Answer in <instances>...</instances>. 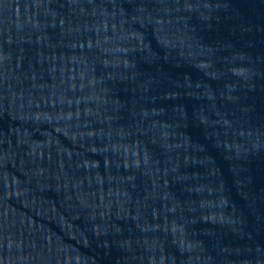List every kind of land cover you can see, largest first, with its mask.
Returning a JSON list of instances; mask_svg holds the SVG:
<instances>
[{"label": "water", "instance_id": "95a60500", "mask_svg": "<svg viewBox=\"0 0 264 264\" xmlns=\"http://www.w3.org/2000/svg\"><path fill=\"white\" fill-rule=\"evenodd\" d=\"M0 264H264V0H0Z\"/></svg>", "mask_w": 264, "mask_h": 264}]
</instances>
